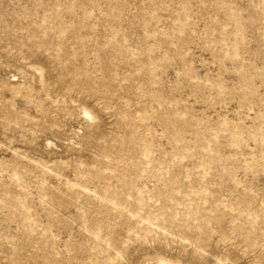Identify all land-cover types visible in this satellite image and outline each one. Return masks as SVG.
<instances>
[{"label":"rangeland","instance_id":"1","mask_svg":"<svg viewBox=\"0 0 264 264\" xmlns=\"http://www.w3.org/2000/svg\"><path fill=\"white\" fill-rule=\"evenodd\" d=\"M0 264H264V0H0Z\"/></svg>","mask_w":264,"mask_h":264}]
</instances>
